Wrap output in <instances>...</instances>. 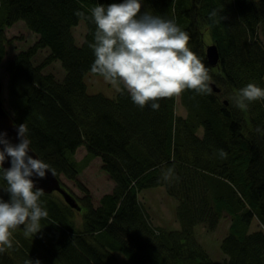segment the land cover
Instances as JSON below:
<instances>
[{
    "label": "trees",
    "instance_id": "obj_1",
    "mask_svg": "<svg viewBox=\"0 0 264 264\" xmlns=\"http://www.w3.org/2000/svg\"><path fill=\"white\" fill-rule=\"evenodd\" d=\"M122 2L0 0L7 111L17 126L27 124L30 147L40 159L60 154L55 168L49 167L59 180L75 182L82 200L79 212L60 195L43 194L39 204L48 217L40 221L42 231L17 234L11 248L0 246V264H210L196 228L216 229L224 213L232 226L220 246L223 264H264V228L251 231L255 218L264 227V99L245 102L243 109L234 103L249 83L264 89V0H140L141 14L174 20L188 33L190 50L209 69L208 84L221 90L180 94L186 118L176 114V96L157 101L160 108L153 110L151 102L136 105L123 85L115 98L87 93L84 77L92 73L97 29L90 10ZM77 10L84 16H76ZM20 22L36 41L6 61L12 44L6 31ZM82 22L86 33L78 45L73 30ZM207 34L220 54L215 68L206 56ZM42 50L48 56L36 64ZM56 61L66 71L61 80L45 72ZM223 97L228 99L221 102ZM82 147L84 160L99 158L114 183L97 204L77 181L82 165L75 155ZM6 187L0 169V198L8 201ZM157 187L177 200L179 230L148 222L139 194Z\"/></svg>",
    "mask_w": 264,
    "mask_h": 264
},
{
    "label": "clouds",
    "instance_id": "obj_2",
    "mask_svg": "<svg viewBox=\"0 0 264 264\" xmlns=\"http://www.w3.org/2000/svg\"><path fill=\"white\" fill-rule=\"evenodd\" d=\"M141 8L140 0H123L90 10L97 26L95 42L90 45L95 56L91 72L113 86L122 84L141 108L151 102V108L159 110L157 101L186 90L210 93L209 69L190 50L188 33L174 20L147 11L141 14ZM75 15L83 17L84 13L77 10ZM259 99H264V89L249 83L239 90L234 103L243 109L245 102ZM14 127L19 143L13 144L6 132L0 133V169L7 183L3 191L10 197L8 201L0 198V246L8 248L12 247L11 230L18 226H23L30 235L42 231L40 221L48 217V212L39 204L44 190L35 186L33 177L43 179L51 173L49 165L29 155L32 151L27 124ZM220 155L226 153L220 150ZM7 158L11 166L5 169ZM172 172L169 168L163 178L168 180ZM25 264H40V261L29 259Z\"/></svg>",
    "mask_w": 264,
    "mask_h": 264
},
{
    "label": "rangeland",
    "instance_id": "obj_3",
    "mask_svg": "<svg viewBox=\"0 0 264 264\" xmlns=\"http://www.w3.org/2000/svg\"><path fill=\"white\" fill-rule=\"evenodd\" d=\"M86 33V27L82 22L78 27L73 30L76 43L82 45L84 42V35ZM6 37L12 40V44H9L8 55L6 61L12 59L20 51L26 50L32 46L36 41V36L31 33L25 25L20 22L15 24L12 28L7 29ZM212 45L210 36H205V46ZM48 56L47 50H42L34 59L36 64H41ZM46 73H52L61 80L64 78L66 71L62 67L59 61H56L49 65L45 69ZM8 75L5 72V67L0 66V80L5 85L4 104L7 108V87H8ZM84 82L87 86V93L89 95L102 94L108 98H115L121 91L122 84L113 86L107 82L102 76L92 73L87 74L84 77ZM228 99V97L221 98V102ZM176 114L177 116L187 117V110L182 105L181 96H176ZM87 155L85 147L80 148L76 152V159L81 163L82 169L77 177V181L84 185L90 192L91 198L94 204H97L100 198L110 193L113 190L114 183L109 176L102 170V163L99 158L91 157L84 160ZM61 160L60 154L56 153L45 159L46 164L51 168H55L58 162ZM60 181L65 187L77 198L79 203H82L81 192L77 188L75 182L60 178ZM83 193V192H82ZM57 193L53 194V197H57ZM84 195V194H82ZM139 201L144 210V213L148 219V222L155 228H162L166 231L179 230V224L177 222L176 210L178 202L174 198L170 197L164 187H157L149 190H145L139 194ZM74 221L78 228L82 226L83 216L78 214ZM232 226V218L227 213H224L218 222V226L214 230H209L205 225H200L196 228V236L199 242L202 244L204 250L208 253L211 261L210 264H223L224 254L221 251V243L230 233ZM264 228L261 222L255 218L251 225V231ZM12 235L10 239L16 237L17 234L23 237H28L24 232L23 226L11 230ZM18 247V244H15ZM6 247V246H5Z\"/></svg>",
    "mask_w": 264,
    "mask_h": 264
},
{
    "label": "water",
    "instance_id": "obj_4",
    "mask_svg": "<svg viewBox=\"0 0 264 264\" xmlns=\"http://www.w3.org/2000/svg\"><path fill=\"white\" fill-rule=\"evenodd\" d=\"M206 49V56H207V60L210 64L211 67L215 68L219 65V61H220V54H219V50L217 48L216 45L212 44V45H206L205 47ZM209 87L211 88V90L216 93V94H220L221 90L217 87L216 84H210ZM5 94V85L4 83L0 80V133H7V138L13 143H19V140L17 139V130L14 127V125H16L12 119V117L10 116L9 112L7 111V109L5 108V104H4V97ZM225 104L227 105L228 103L225 102ZM17 126V125H16ZM30 150L32 152L29 153V155H32L33 158H39L38 155L32 150V148L30 147ZM40 159V158H39ZM42 160V159H41ZM43 162H45L44 160H42ZM11 166V162H10V158H7L3 167L5 169L9 168ZM50 169L51 173H54L53 169ZM48 173L46 175L45 178L40 179L38 177H33L34 180V184L37 188L43 189L44 190V194H52V193H58L63 200L65 201V203L71 207L72 209H75L77 211H81V207L78 205L77 200L72 196L71 193H69L62 185L60 180L57 178V176L54 173V176Z\"/></svg>",
    "mask_w": 264,
    "mask_h": 264
},
{
    "label": "crops",
    "instance_id": "obj_5",
    "mask_svg": "<svg viewBox=\"0 0 264 264\" xmlns=\"http://www.w3.org/2000/svg\"><path fill=\"white\" fill-rule=\"evenodd\" d=\"M76 158V157H75ZM78 161V160H77ZM62 185V184H61ZM64 187V186H63ZM65 188V187H64ZM66 189V188H65ZM68 191V189H66ZM69 192V191H68ZM70 193V192H69ZM73 196V195H72ZM74 197V196H73ZM75 198V197H74ZM76 199V198H75ZM77 200V199H76ZM65 202V201H64ZM78 202V201H77ZM79 205V204H78ZM68 206V205H67Z\"/></svg>",
    "mask_w": 264,
    "mask_h": 264
}]
</instances>
